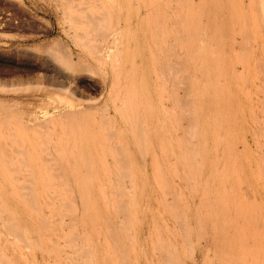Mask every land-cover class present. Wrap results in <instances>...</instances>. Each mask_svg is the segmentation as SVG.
I'll use <instances>...</instances> for the list:
<instances>
[{
	"label": "bare ground",
	"instance_id": "6f19581e",
	"mask_svg": "<svg viewBox=\"0 0 264 264\" xmlns=\"http://www.w3.org/2000/svg\"><path fill=\"white\" fill-rule=\"evenodd\" d=\"M42 1L77 57L58 37L39 85L0 69V264H264V0Z\"/></svg>",
	"mask_w": 264,
	"mask_h": 264
},
{
	"label": "rangeland",
	"instance_id": "374dc122",
	"mask_svg": "<svg viewBox=\"0 0 264 264\" xmlns=\"http://www.w3.org/2000/svg\"><path fill=\"white\" fill-rule=\"evenodd\" d=\"M8 1H9V5L13 4V5H11V7L7 3ZM18 11L19 12L21 11L20 12V16H18L19 15ZM50 11H52L51 6L48 3L43 2L42 0H0V24H2V26H0V69L1 68L7 69L13 64L15 67L12 65V67H10L9 69H13V67H14V69L17 71V72H15L17 74V76H21V77L24 76V77L20 78V77L14 76L15 73H13L11 76L2 74V75H0V78H1L2 81L8 80V82H11L12 80L15 81V80H18V78H20L19 79L20 81L26 82V84H28V85H39L41 83V81H43V79L40 78V76L42 75V72H43L41 70H43V69H39L37 67V60L35 58L44 57L45 55L47 56V54H46L47 46L51 45L52 42H53L52 40L56 39L58 37H59L58 39H60V40L62 39V41L64 40V42H63V43H65L64 46H66V44H69V46L72 49V52L73 51L76 52V53L73 52V55L75 54L76 57H77V50L71 44L70 36H69L68 32L66 31L68 29L67 28V24L62 21V19L59 17L60 15L58 17L55 16V14L51 15L52 13ZM14 13L15 14L18 13L17 15H15L16 18L14 17ZM12 17H13V19H12ZM17 17H18V20H17ZM7 19H9V20H7ZM59 20H61V21H59ZM8 21L11 22V25H9L10 23ZM34 21L37 23V25H36V23ZM16 22L18 24H16ZM19 22H22V25L18 26L20 24ZM40 22H41V24H40ZM44 22L47 23V24H44ZM61 22H63V23H61ZM30 23L32 25L34 23L33 26L34 27L36 26V27L34 28ZM14 24L17 25V26H15ZM39 24H40V28L41 29L39 28ZM42 24L45 25V26L42 27L41 26ZM63 24H66V25H63ZM14 26H15V28H14ZM30 26H32L34 28V30L37 29V26H38V30L32 31L33 29ZM29 29H31V30H29ZM63 31H64V35H62ZM64 37H66V38H64ZM68 37H69V39H68ZM15 51H17V52H15ZM19 51L21 52L20 54H18ZM25 51H26V53H25ZM12 52H14V53H12ZM24 53L26 55L28 53V55L30 57L29 61L32 62V63H30V62L28 63V61H26ZM14 54H18V56L14 55ZM21 54L22 55L24 54L23 55L24 57H21ZM9 55H11L12 57H10ZM32 55L35 56V58H33ZM13 58L15 60H17V61H15ZM32 59H34V60H32ZM13 60H14V62H13ZM123 60L126 61L125 59H123ZM128 60H129L128 62L130 64H131V62H133V60L131 58H129V57H128ZM23 61H25V62H23ZM7 62L9 64V66L7 65ZM128 62H127L126 67L129 66ZM21 63H23L25 66L23 64H21ZM47 63H48V67H49L50 72H53L55 74L58 71L61 72V73L62 72L65 73L63 68L59 67L58 65H55V64L52 65L53 63L49 64V62H47ZM6 65H7V67H6ZM28 66L34 67V68H32L33 71ZM34 69H35V71H34ZM20 70H21V72H20V75H19V71ZM26 70H28L31 73H29L28 71L26 72ZM27 73L29 74L28 77L25 76V74H27ZM65 75H67V73ZM96 79H98V78L96 77ZM94 82H95V80L93 81V83ZM18 83L19 82L17 81L15 85L17 86ZM95 83L97 84L98 82H95ZM96 84H94V85H96ZM28 91L27 92L23 91L25 94L23 92H20V94H22L23 96L18 97L19 98V99H17V101L19 103L18 106H17L16 102H13V103L10 102L9 104H7V105H14L15 104L16 105L15 107L18 108V111H19V109L21 110V111H19L20 112L19 115H21V113H22V115H21V117H23L22 121L25 122V123L31 122L30 121L31 116L40 117V112H38L39 107H38V104H36V103H40V101L35 100V97L37 96V93L34 96L33 94L30 93V90H28ZM94 91H96L95 94H93ZM92 92H93L92 96H95V95L98 96V94H99V90L98 89L97 90H93ZM104 96H107V91L105 92ZM104 98L105 97H103V99ZM46 101H50V99L48 98V99H46ZM258 109L259 110H257V113L260 116L261 122H260V126L257 127V128H258L259 131H262V130H264V123H263L264 121L262 120V119H264V111L261 110V106ZM233 110H235V111H233ZM233 110L231 111V113H233L236 116V118H238V121H244L243 125L245 124L247 127H249V129L246 128L245 126L241 127L240 126V122L239 123L237 122V124H239L238 126H237V124L233 125L232 130H233V132L235 131V135H236L237 140H241V138L243 136V130L246 132V130L250 131V129L252 128V125H253L252 124V118H251L252 116L250 114H245V116H244V114H242V112H240L238 114L237 113L238 111H236V109H233ZM18 111H17V113H18ZM49 113L53 114V111L51 110V111H49ZM12 115H14V113ZM90 117H92V115H90ZM244 117H245L246 120L243 119ZM240 128H241V131L238 130ZM237 134H238V137H237ZM250 134L251 133H249L248 136H250ZM257 136L259 137L258 139L260 141V144H262V148H263V151H264V137L260 133H258ZM240 148H241V146H240V144H238V149L241 150L242 148L241 149ZM254 149L256 150V148L252 146L251 147V151L249 150V152L247 151V152L241 153V154L242 155L246 154L245 156H248L251 153H255L256 152V151H254ZM242 158H244V156ZM244 166H245V170H247L246 165H244ZM254 168H255V166H253V169ZM148 173H150V171ZM111 179L114 181L113 183H115L114 177H112ZM124 182H125V185H129V187H131V184H130L129 180L125 179ZM140 186L141 185H140L139 181L137 180L135 187H140ZM259 187H261V185H258V184L254 183V186H253L254 190H256L257 188L259 190L260 189ZM147 189H148V187L146 188V190ZM146 190H145V192H142L140 194L138 193V195H137V196H139L138 197L139 198L138 201L140 200L139 202H141L140 203L141 206L146 204L147 201H152V199L154 201V198L157 200V197H158V199H159V196H160L157 192L154 193L155 195L154 194L151 195V193L149 194V189L147 191ZM143 197H144V199H143ZM152 197H154V198H152ZM156 200H155V202H156ZM139 202H138V204H139ZM158 216L161 217L159 214L157 215V217ZM1 233H3V231H1ZM20 248L19 247H15V245H14L13 252L14 253L21 252L22 251V247H20ZM34 252H35L34 253L35 256L34 255L31 256L33 258H31L30 256H29L30 258L29 257L27 258L28 261H30V263H31L32 259H33V261L35 260L34 257H36V259L38 258V260L42 257L40 252H37V251H34ZM185 258H187V260L185 259L186 261H190V260H188L189 256L185 257ZM32 264H33V262H32Z\"/></svg>",
	"mask_w": 264,
	"mask_h": 264
}]
</instances>
